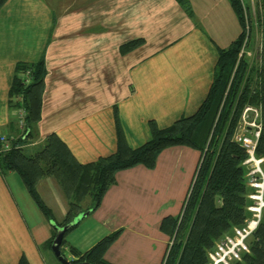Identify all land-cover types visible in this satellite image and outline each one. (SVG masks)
Segmentation results:
<instances>
[{"label":"crops","instance_id":"1","mask_svg":"<svg viewBox=\"0 0 264 264\" xmlns=\"http://www.w3.org/2000/svg\"><path fill=\"white\" fill-rule=\"evenodd\" d=\"M187 4L188 10L177 0H7L0 9V134L21 133L8 95L15 64L41 56L46 75L41 118L27 143L32 150L54 133L81 164L112 154L114 106L131 148L150 138V120L164 128L192 115L212 83L217 48H227L241 27L229 0ZM135 39L142 45L121 52ZM199 158L196 150L174 146L158 155L153 168L117 172L97 209L87 211L91 201L82 206L84 222L74 229L81 233H70L62 247L84 252L120 231L105 260L161 264L169 241L161 221L181 212ZM9 178L24 198L13 172L0 173V264H17L22 255L29 264H60L51 250L39 249L53 226L27 223ZM39 186L46 195L57 194L51 196L56 211L50 209L62 221L67 200L57 181L41 179L40 194ZM65 258L75 257L69 252Z\"/></svg>","mask_w":264,"mask_h":264},{"label":"trees","instance_id":"2","mask_svg":"<svg viewBox=\"0 0 264 264\" xmlns=\"http://www.w3.org/2000/svg\"><path fill=\"white\" fill-rule=\"evenodd\" d=\"M6 1L0 0V9ZM177 1L188 10L187 0ZM261 2L264 10V0ZM229 3L241 31L227 48H217L213 80L198 109L164 128L150 120V138L139 147L131 148L126 143L114 106L115 151L91 163H79L54 133L48 134L36 150L27 147L33 138L34 126L41 118L46 67L42 56L33 63L17 62L8 91L9 104L11 108H23L25 128L11 142L10 149L0 153V173H17L48 221L53 220V214L39 194L37 184L43 178H54L67 200L63 220L53 221L62 227L86 212L82 202L87 196L91 199L87 211L97 209L106 190L115 183L117 172L138 165L153 168L158 155L170 147L185 146L196 150L200 158L181 212L176 217H165L160 224L169 237L161 264H207V252L216 241L230 233L233 227L242 226L248 216L246 206L250 189L246 184L247 171L242 165L246 154L233 140L240 113L247 104L261 108L262 130L256 155L264 156V60L261 68L253 71L243 59L231 76L245 35V20L239 0H229ZM142 43L143 39L131 40L121 45L120 50L129 52ZM17 96L21 97V103L14 102ZM76 226L66 231L60 249L66 244L67 233ZM55 234L53 228L52 237L39 249L51 250ZM119 234L120 231L108 234L84 252L68 246V251L75 257L69 261L72 264H111L104 255ZM247 244L249 251L233 264H264V212ZM17 264L29 262L22 255Z\"/></svg>","mask_w":264,"mask_h":264},{"label":"built area","instance_id":"3","mask_svg":"<svg viewBox=\"0 0 264 264\" xmlns=\"http://www.w3.org/2000/svg\"><path fill=\"white\" fill-rule=\"evenodd\" d=\"M245 20V35L235 61L232 77L241 60L247 55L246 49L249 41V27L247 25L248 5L254 13V2L239 0ZM26 76V75H25ZM28 82V79L26 80ZM14 102L21 103V97L17 96ZM15 115V123L22 132L25 128V111L21 107L12 108ZM262 130V113L260 106L247 104L243 107L233 135L234 142L238 143L245 151L246 158L242 165L246 168V184L250 189L247 195L249 204L246 206L248 216L240 227H233L231 232L223 235L214 247L207 252V264H233L241 259L243 253L249 251L248 240L256 231L264 212V171L262 164L264 156L256 155V148ZM21 134V133H20ZM17 138L0 134V153L10 149L11 142Z\"/></svg>","mask_w":264,"mask_h":264},{"label":"rangeland","instance_id":"4","mask_svg":"<svg viewBox=\"0 0 264 264\" xmlns=\"http://www.w3.org/2000/svg\"><path fill=\"white\" fill-rule=\"evenodd\" d=\"M244 2L246 5H248V0H244ZM253 2H254V13L252 12V10H250V6L249 5L247 6L248 7V12H247L248 20L246 23L249 27L250 36H249V41H248V47L246 49L247 55H245L244 60L247 62L248 66L251 67L253 71H255L256 69L261 68V63L264 60V12H262L264 10H263V7L261 6L262 4L261 0H253ZM37 148L38 147H35L33 148V150H36ZM261 167H262V170L264 171V163L262 164ZM13 178H15L17 182L16 185L18 184L20 188L23 190V194H24L23 199L20 196H18L17 188L14 185V183L11 181V179L9 178L7 179V181L9 185H11V189L14 193V197L16 198L17 203L20 207L21 213L24 219L27 221V223L29 225H32L35 223L40 224L42 222H45L48 226H53L52 224L54 223L53 221H55L56 219V215L54 214L52 221H48L44 217V215L41 213V211L37 208V206L34 204V202L32 201L31 197L27 193L17 173L13 172ZM39 190H40V195L43 201L46 203V205L49 206V208L51 209H53L54 207L56 208L53 202V200L55 201L56 198L55 199L53 198L52 200V197H51V196H54L56 193L53 192V195L51 196L46 195L47 193L43 192V190L40 189V186H39ZM90 201H91L90 197L87 196L83 200L82 206L85 208L86 206L90 204ZM80 220L81 222L83 221L82 218ZM80 226H82V223ZM74 229L69 231L66 236H68L72 232L74 236H79L81 233V230L80 229L74 230ZM60 251L63 253L64 257H69V252L66 251L64 247H62Z\"/></svg>","mask_w":264,"mask_h":264},{"label":"water","instance_id":"5","mask_svg":"<svg viewBox=\"0 0 264 264\" xmlns=\"http://www.w3.org/2000/svg\"><path fill=\"white\" fill-rule=\"evenodd\" d=\"M84 216H86V214L82 213L79 216H77L73 222L69 223L68 225L62 226V227H58L54 223L52 224L53 228L56 231V234H55V236H54V238L52 240V243H51V251H52L53 255L55 256V258L61 264H72L68 259H66L64 257V255L60 251V246H61V242L63 240L64 234L66 233V231L69 228L77 225L78 222L80 221V219L83 218Z\"/></svg>","mask_w":264,"mask_h":264}]
</instances>
